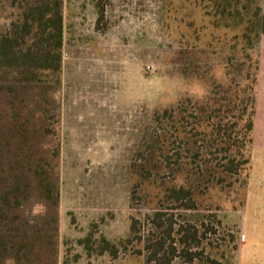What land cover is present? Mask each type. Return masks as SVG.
I'll list each match as a JSON object with an SVG mask.
<instances>
[{"label": "rangeland", "instance_id": "obj_1", "mask_svg": "<svg viewBox=\"0 0 264 264\" xmlns=\"http://www.w3.org/2000/svg\"><path fill=\"white\" fill-rule=\"evenodd\" d=\"M19 13L18 2L0 0V35ZM63 13L58 73L38 72L40 82L19 85L13 107L7 85L14 80L0 71V132L24 98L21 114L30 119V148L25 144L18 159L31 152L32 163L44 164L54 161L59 148L58 264H150L145 245L158 232L152 215L168 205L159 183L181 180L176 170L166 171L162 181L156 172L155 111L185 97L203 100L215 84L242 88V78L254 73L257 51L243 50L233 21L217 26L206 1L64 0ZM256 138L245 189L244 175L233 176L228 178L232 186L200 189L196 209L165 208L177 223L194 224L204 233L192 248L198 258L189 262L177 256L171 264H208L211 259L264 264V122ZM35 186L24 204L31 214H25L43 227L35 215H44L49 204ZM133 218L139 221L141 240L122 246ZM89 233L92 251L80 242ZM101 236L118 245L116 258L99 253ZM38 241L40 262L34 263L52 264L48 238L41 234Z\"/></svg>", "mask_w": 264, "mask_h": 264}, {"label": "trees", "instance_id": "obj_2", "mask_svg": "<svg viewBox=\"0 0 264 264\" xmlns=\"http://www.w3.org/2000/svg\"><path fill=\"white\" fill-rule=\"evenodd\" d=\"M200 1L208 3L217 26L228 27L229 20L233 21L240 28L243 50L256 49L257 58L254 73L247 72L242 78L245 82L242 88L235 91L230 82L215 84L203 100L185 97L175 105L155 111L156 172L162 181L166 171L176 170L181 180L175 185H165L164 181L159 183L163 190V202L168 207L159 208L152 215L151 222L158 232L145 245L150 264H171L177 256H184L192 262L199 256L192 248L201 244L204 233L194 224L177 223L175 215L167 214L165 208L196 209L200 189L206 192L211 186L223 183L232 186L234 182L228 178L236 176L238 180L243 175L242 187L245 189L249 179L258 50L260 39L264 36V0ZM14 2H18L19 17L11 21L8 31L0 35V71L12 75L14 80L12 85H7L13 107V98L19 99L15 97L19 85L26 87V84L40 82L36 75L38 72L56 74L61 70L64 34V0ZM102 12V9L99 10L97 21L102 18ZM246 59H249L247 55ZM182 73L187 75L186 70ZM25 103L26 100L21 98V109H14L8 121L1 125L0 264L40 262L37 244L41 245V240L38 241L41 234L48 238L52 264H58L59 185L55 170L59 148L54 152V161H44L45 165L32 163L31 152L26 154L24 160L18 159L20 152L27 147L25 144L30 148V119L23 118L21 114ZM47 131L52 130L47 128ZM8 156L12 159H8ZM34 183L40 198L49 204L44 215L42 212L35 215L36 219H43L45 229L41 224L33 225V221L26 216L27 213L31 214V210L25 209L24 204L30 198L29 189L33 188ZM138 225L139 221L133 218L130 235L120 242L122 246L141 240ZM210 229L208 226L205 231ZM80 242L87 249L95 250L91 233ZM177 243L181 249H178ZM97 248L99 253L108 252L113 258L119 252L118 245L103 236L99 238ZM208 262L218 264L213 259Z\"/></svg>", "mask_w": 264, "mask_h": 264}, {"label": "crops", "instance_id": "obj_3", "mask_svg": "<svg viewBox=\"0 0 264 264\" xmlns=\"http://www.w3.org/2000/svg\"><path fill=\"white\" fill-rule=\"evenodd\" d=\"M264 122V36L261 37L258 50V75L256 85L255 125L253 149L257 147L256 132Z\"/></svg>", "mask_w": 264, "mask_h": 264}]
</instances>
